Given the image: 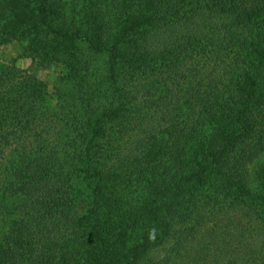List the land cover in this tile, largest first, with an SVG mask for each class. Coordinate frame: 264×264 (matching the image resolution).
I'll list each match as a JSON object with an SVG mask.
<instances>
[{"label": "trees", "instance_id": "trees-1", "mask_svg": "<svg viewBox=\"0 0 264 264\" xmlns=\"http://www.w3.org/2000/svg\"><path fill=\"white\" fill-rule=\"evenodd\" d=\"M54 2L62 11L68 3L78 4L68 24L53 22ZM82 15L85 27H74ZM0 21L13 39L41 41L43 48L55 40L51 58L57 62L82 66V55L75 53L79 59L69 61L59 56L63 42L67 47L86 42L104 53L114 105L118 101L105 110L97 99L94 112L103 110L101 122L126 118L128 123L137 119L132 112L143 110L138 141L146 148L165 135L159 153L177 169L171 173L176 183L156 186L144 203L134 198V184L120 200L114 194L122 187L110 186V194L104 184L120 178L131 183L134 161L121 157L111 168L108 163L132 143L127 140L115 155H106L101 167L105 138L99 123L89 140L79 135L77 148L56 163L59 150L69 145L61 136L62 117L53 123L58 112L53 98L38 77L28 76L32 84L21 87L27 75L0 63V264H264V167L256 168L264 163V137L246 144L245 155H236L233 144L255 126L252 103L264 101V0H35L34 8L29 0H0ZM82 110L93 112L91 105ZM48 144L44 156L34 153ZM14 153L19 156L12 158ZM81 176L96 180L90 191ZM217 187L227 190L221 202L213 199L222 192ZM231 194L245 221L228 214L229 220L218 224L214 214ZM165 197L177 201L160 210ZM111 205L118 221L113 222ZM151 212L157 225L144 223L136 234L139 241L110 231ZM102 237L108 241L100 245Z\"/></svg>", "mask_w": 264, "mask_h": 264}, {"label": "rangeland", "instance_id": "rangeland-1", "mask_svg": "<svg viewBox=\"0 0 264 264\" xmlns=\"http://www.w3.org/2000/svg\"><path fill=\"white\" fill-rule=\"evenodd\" d=\"M31 1V6H35V0H29ZM55 3V2H54ZM52 4L51 7V13L54 15L52 17L53 22L56 26L61 27V25L68 24L70 20V13L72 9H75L78 11V4L71 3L67 4L65 6V9L62 11L59 5L57 3ZM62 12V14H61ZM86 19L82 16H79L73 23V26H84L86 24ZM82 23V24H79ZM10 37V39H8ZM12 34L11 32H7L5 30V26L3 24V21H0V39H5V42L3 44H0V63L1 65H5L8 68H15L18 74L27 75L25 79H28V81H23L24 84L21 85V87H27L30 84H32L30 77H38L40 81H43L45 84V91L48 92V94L53 98L52 103L53 106H55L58 112L55 113V117L53 120L58 122L59 117H62V121L60 124V121L58 122L59 125L64 126L63 129H61V136L63 134L66 135L64 138L68 145L66 148L62 151L59 156L56 158V163L59 161H64L66 155L64 154L65 151H73L72 149L77 148L76 139H78V136L80 135L84 141L89 140L91 137V133H94V126L99 123L101 125L100 133L105 138L103 141V158L102 155H100L98 159L99 163H101L104 167H106V161L105 157L108 154L115 155L116 151H120V148L124 146V144H128L126 142L127 140H130L132 145L125 146L126 149L123 151V153L118 157H112L113 159L111 162L108 163L109 167H114L117 162H119V159L121 157H125L124 159L133 160L134 171L128 172V176L130 179H133L131 183H127L126 180L122 181L123 178L116 179L115 181H106V185L104 184L107 191H110V186H116V188L122 187L121 194H114L115 197H118L120 200H123L126 196V193L130 190L129 184H134L138 188V192L135 193V199L139 200L141 198L143 200V203L146 201V199H149V195L151 191L156 187H167L169 183L173 182L171 179V173L173 171H176L177 169L172 170L171 163L172 161L169 160L167 162L166 159L161 158L160 155V143L161 141L167 142V137L164 135H160L158 139V143H155L151 141L146 148H143V144L138 141L143 134L140 133L141 129V120L145 118V113L142 110H140L136 113L132 112L131 115H134L133 117H136L137 119L133 122L126 121V118L122 119H104L103 122L100 121L101 117L100 114L103 112V110L97 109V112H94V108H96L93 101L99 99L103 103V109H111L113 106L117 104L118 98L116 99V103L114 105L113 100L115 95L113 94V83L108 82L107 79V68L109 67V59L104 53H98L94 52L90 45L86 42H80L77 45H72L70 47H67L68 44L63 42V46L58 47L59 52H63L64 54H60L59 56H64L65 59L76 60V59H83L80 68H77L78 65L68 64L67 62H63L60 60V62H57L55 58H51L53 54L56 52L55 48H57V43L55 40H51V42L48 44L47 47L43 48V44L40 42L36 43L34 41L31 42H24L20 39H13L11 38ZM46 37V36H45ZM21 38V37H20ZM55 39V36H54ZM131 41L133 42V36L131 37ZM130 46V45H128ZM75 51V52H74ZM93 51V52H92ZM75 53L78 55H82L78 57H75ZM51 58V59H50ZM3 71V69H0V73ZM15 72V70H14ZM259 76L262 77V72L259 70L257 71ZM250 75V72L248 73ZM252 74V73H251ZM31 78V79H32ZM9 82L12 80H8ZM7 83V82H6ZM15 87L18 88V84L15 85ZM86 91L89 92V99H86L84 96H82V93H86ZM92 93L95 95L92 97ZM117 97V96H116ZM61 102L62 108L58 107V102ZM91 105L93 108V112H89V114H86L83 112V105ZM259 103L255 104L252 103V106L250 108V111H253L254 118L252 119L253 128L252 131L248 134H245L244 136H239L237 142H233L234 145H238L235 147V154L241 153V155H245L246 151H249L248 148H246V144L249 145V142H257L259 137L257 135H260L261 137H264L261 132L256 131H262L264 133V121L260 117H263L262 113L264 114V101L262 100L260 102V105L257 106ZM79 108V109H77ZM81 108V109H80ZM153 111V110H152ZM151 111V114L153 113ZM54 113V112H53ZM160 114H157L155 116L156 119H158ZM159 119H163V116H160ZM91 124L92 130H87L89 128V125ZM251 121L249 124L246 122V126L251 127ZM97 128V127H96ZM157 128V127H156ZM155 128V129H156ZM96 130V129H95ZM151 130V129H150ZM139 132V135H138ZM243 130H240L239 133H242ZM257 133V134H256ZM51 134H57L59 136V131L56 129L51 130ZM103 137L98 138V140L102 141ZM244 137V138H243ZM56 140L55 138H53ZM255 139V140H254ZM114 142V144H113ZM135 143L139 145L138 147L135 146ZM240 143V145H239ZM121 145V147H120ZM50 145H45L44 147H41L39 149H36V152H34L37 155L44 156L46 153L49 152ZM29 150V147L25 148L23 153L27 152ZM165 150V149H164ZM163 150V152H164ZM28 153V152H27ZM102 153V152H101ZM149 153V157L143 159V154ZM21 154V153H20ZM15 156H19V154L14 153L12 158ZM131 157V158H130ZM218 155L216 158L213 159V161L216 163ZM109 159V158H108ZM224 163V161H222ZM213 165V164H212ZM100 167V166H98ZM96 167V168H98ZM215 167V166H214ZM264 163H260L256 168H263ZM264 169V168H263ZM117 172L122 173L123 175H126L127 172H124L121 170V168L117 169ZM179 177H177L176 180L180 182L182 185L181 180H179ZM239 177V176H238ZM75 178V176H74ZM83 180L84 185L88 186L87 192L90 191L91 187H94L96 180L88 176H81ZM214 179V176L211 178V180ZM216 179H218L216 177ZM235 179V178H234ZM175 180V179H173ZM235 181H238L237 183H243V179L236 178ZM225 182L222 181L221 184H224ZM186 183L183 184V186ZM227 185H232L227 183ZM83 187V186H82ZM206 190H210L209 192L213 191V188H205ZM204 189V190H205ZM221 188L217 187L216 190H219ZM222 192L219 194H215L214 196L216 201L221 202L222 199L226 197L227 190L221 189ZM234 195H230L228 197V200H225V204L220 205L221 208H218L216 212L218 214H214L216 217V222H218L222 219L221 225H223V222H226L229 220V218H232V220L241 219L243 222L245 221V218L243 214L240 212V207H236L233 204H231L232 197ZM111 197V195H110ZM189 197L188 195H185L184 198ZM110 199V198H109ZM209 199V197H208ZM176 200L173 197H165L162 198L158 205V209H163L166 205L167 201ZM252 201V200H250ZM129 204V203H128ZM170 205V204H169ZM110 207V205H107L106 208ZM111 207H113L111 205ZM129 207V205H127ZM228 208V209H226ZM247 212L252 213V209L248 206L246 208ZM116 209L113 207V222L118 221L119 217L117 214H115ZM22 215L23 213L20 212ZM227 213V214H226ZM230 214V217L227 216ZM35 216H38V214H34ZM229 217V218H228ZM227 219V220H226ZM13 225H15L16 222H12ZM150 225V227L153 225H157V218L153 214V212L148 213L146 217L137 218L134 219L131 222L122 223L123 225L122 229L119 227L115 228V225H112L110 231L114 230L116 231V234L119 236L118 238L122 239L124 238V235L126 233L131 234L134 236V239L139 241L137 237V231L141 229V226L144 225ZM127 224V227L126 225ZM159 225V224H158ZM133 229L135 230V233L133 232ZM148 228L145 230V234L149 231ZM140 231V230H139ZM120 232V233H119ZM117 238V239H118ZM108 241L107 238L102 237L100 241V245H102L104 242ZM124 242V241H123ZM109 243V242H107ZM126 244V243H125ZM5 245V244H4ZM46 263L48 264V260H46Z\"/></svg>", "mask_w": 264, "mask_h": 264}]
</instances>
